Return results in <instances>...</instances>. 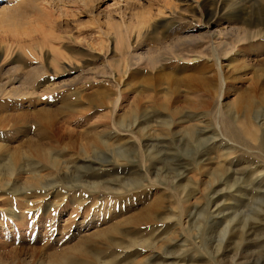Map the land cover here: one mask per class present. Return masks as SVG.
<instances>
[{"label":"rangeland","instance_id":"1","mask_svg":"<svg viewBox=\"0 0 264 264\" xmlns=\"http://www.w3.org/2000/svg\"><path fill=\"white\" fill-rule=\"evenodd\" d=\"M263 7L0 0V264H264V36L247 32ZM40 111L60 164H9ZM117 223L122 246L93 236ZM83 239L101 257L71 253Z\"/></svg>","mask_w":264,"mask_h":264},{"label":"bare ground","instance_id":"2","mask_svg":"<svg viewBox=\"0 0 264 264\" xmlns=\"http://www.w3.org/2000/svg\"><path fill=\"white\" fill-rule=\"evenodd\" d=\"M262 1L264 3V0H262ZM255 13H256L255 14V17L252 20L249 21L250 28L252 26H254L255 29H252V30L251 29H248L247 32L250 31V33L252 34L253 37L264 36V7H263V9L261 11H258V12H255ZM21 41H23V40L22 39L17 40L16 43L19 44ZM4 49H6V48H4V45H3L0 48V53H2L4 51ZM0 56H1V54H0ZM27 75L28 76H26L25 78L29 77L28 79H30V80H28V82H30L31 80L34 79L33 78L34 74L32 75V73H29ZM25 78H24V80H26ZM198 81H200V80H198ZM4 91H5V88H3L0 85V94H2ZM4 94L5 93H3L2 95H4ZM1 98L3 99L2 96H1ZM244 98H245L244 96H242L241 98H239L238 99L239 101L237 103H235V105L236 104H240L244 100ZM247 100H249V99H247ZM253 105H254V101H251V99H250V102L248 103V101H247V105H245L246 106L245 107V110L246 111H250L251 108H253ZM66 109H68V108L64 107L63 110L66 111ZM68 110L71 111L73 109H68ZM35 120L37 122H39L41 124V126H42L40 132L38 133V138L35 139V140H33L31 138H28L27 140H25L20 146H18L13 151H11V150L8 151V149H10V148H7L6 149V152H7L8 156H9V164H24V161H26L25 164H28L27 163V160L32 159L33 161H35V163L37 161H41V162L45 161V162H48V163L52 164L53 166H58V164H60L59 159L53 155L54 153L51 150H49V148L51 147L52 144L51 143H48V142H44V140H46V139H52V138H54V140H56V137H57V133L56 132H59V131H58V129L55 130V128H54V119L51 117V115L49 114V112H47V111H40V112H38L36 114ZM234 121H235V119H234ZM133 125H134V123L131 125V127ZM167 125H168V123H167ZM145 129L146 128L143 129V132H144ZM126 130H131V129L130 128H127ZM146 131H147V129H146ZM252 134L253 133L251 132L250 135H252ZM144 135H146V134H144ZM247 135H249V134H247ZM253 135H255V134H253ZM98 138L94 139L91 144L96 145V143L97 144L99 143L101 145H109L108 144V141L103 140L101 137H98ZM5 147L6 146H3V145L0 144V151L3 150ZM22 153H23V155H22ZM81 154L84 156V160L85 161L91 159V156L88 155V152H87V150L85 148H82ZM83 164H86V163L83 162ZM10 168L12 170V167H10ZM39 177H40V175L37 174V175H34L33 176V179L36 180V181H38ZM177 179H179V178H177ZM98 185H99L98 182L84 183V186H89L90 188L93 187V186H98ZM156 210L157 209H156V205L155 204L154 205H150V206L146 207V209L144 211H142V212H140L138 214L131 215L127 220H125V223H127V224H133V225H139V224H141L143 222L151 221V219H153L152 217H153L154 212ZM191 215H193V214H191ZM118 223H117V225L111 226L112 228L109 227L108 229H103V230H99L97 232H94L93 233V236L96 235L98 237H102L101 239H103V241L105 243L103 241H101V243H103L105 245L107 244V245H110V246H115V245L122 246V243L124 241L123 240L124 238L123 237H119L117 235H119V234L120 235L121 234L122 235H126L127 232H131V231L129 230L126 233L123 232L122 230L119 229ZM107 232H109V233H107ZM131 233H133V230H132ZM89 237H92V235H89ZM146 240L147 239H145V241ZM86 242H87L86 239L80 240V243H78L76 246H73L71 248V251H72L71 253H74L75 255L77 254V255L87 256V257H89L91 259L101 257L97 252H94V249H91L92 247L86 246ZM134 242H136V240H134ZM141 242H142V240H141ZM149 245H151V244H149V242H148V246ZM93 246H97V244H95ZM126 247H128V246L126 245ZM122 248H125V247H122ZM67 255H68V252L58 253V254L52 256V258H50L49 264H82V263H77V262H75L73 260H70L67 257ZM109 262L111 263V260H109V261H106L105 260L104 261V264H108Z\"/></svg>","mask_w":264,"mask_h":264}]
</instances>
